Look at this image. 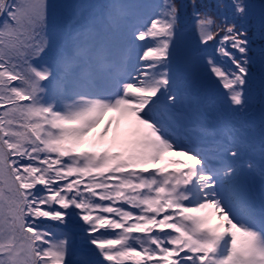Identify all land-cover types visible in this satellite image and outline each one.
I'll list each match as a JSON object with an SVG mask.
<instances>
[{
  "label": "snow or ice",
  "instance_id": "1",
  "mask_svg": "<svg viewBox=\"0 0 264 264\" xmlns=\"http://www.w3.org/2000/svg\"><path fill=\"white\" fill-rule=\"evenodd\" d=\"M184 7L110 4L52 56L47 0H0V264H264V127L259 164L227 125L184 142ZM192 8L199 44L215 43L201 70L244 108L253 59L237 21L254 17L264 40V2Z\"/></svg>",
  "mask_w": 264,
  "mask_h": 264
},
{
  "label": "trees",
  "instance_id": "2",
  "mask_svg": "<svg viewBox=\"0 0 264 264\" xmlns=\"http://www.w3.org/2000/svg\"><path fill=\"white\" fill-rule=\"evenodd\" d=\"M147 1L148 0H132V4H147ZM47 2L49 5V33L51 39H53L59 47L65 45V43L63 39L56 36V31L58 30L57 26H62L70 22L82 24L84 21H87L93 27L99 28L101 26L103 16L101 11V7H103L102 0H47ZM215 2L216 0H197V3L201 5L200 11L205 10V8H210L213 15H216ZM246 2L254 6V12H258V6L264 2V0H246ZM177 3L186 6L181 9V25L185 23L189 27H187V32H189L187 41L188 46H191L190 48L199 56L207 57V55L213 54L215 49V44H213V42H209L207 46L201 45L198 42L193 17L192 0H177ZM237 23L238 25L243 24L248 32L250 31L249 40L252 49L250 56L253 61L256 62L257 69L256 71H252V64L250 65L251 79L249 85L246 87L248 92L245 91L247 103L244 108L233 110L227 105L230 113L228 125L231 127L236 126L244 120V118L260 104L264 111V72L261 71L259 55L260 48L264 47V40H261L257 34L254 17L238 20ZM201 84L202 79L200 76H191L184 70L178 79L177 88L184 96H190L195 91L199 90ZM212 90L213 89L210 87H204V98L206 102L214 103L216 107L220 99L224 100V95L217 93L215 97ZM262 127H264V119L255 127V134L248 142L255 145V150L250 152L247 158L255 161L257 164L260 162V132ZM75 249L77 251L79 249L78 238L75 241Z\"/></svg>",
  "mask_w": 264,
  "mask_h": 264
},
{
  "label": "rangeland",
  "instance_id": "3",
  "mask_svg": "<svg viewBox=\"0 0 264 264\" xmlns=\"http://www.w3.org/2000/svg\"><path fill=\"white\" fill-rule=\"evenodd\" d=\"M155 0H148V3H153ZM113 3H129L132 4V0H103V7L101 8L102 13L105 12V8ZM190 22V21H188ZM184 23V22H183ZM53 25V24H52ZM91 26L89 23L83 22L80 25L74 23H67L65 25H59L56 31V36L64 40L67 44L68 41L75 35L78 31L85 27ZM92 27V26H91ZM187 24L181 25L180 42L181 50L184 53V58L181 63L180 74L185 70L191 76H200L201 79L207 77V75L201 70V56L199 57L195 52L188 46V35ZM250 32V31H249ZM53 40V39H52ZM54 42V40H53ZM215 44V43H214ZM59 48L54 42V49L52 56H55V50ZM206 58V57H204ZM256 62L252 63V71H256ZM214 78V77H213ZM215 82V78H214ZM216 86H220L215 82ZM247 91V88L245 89ZM181 91H179L180 93ZM248 92V91H247ZM182 102L178 104L176 108V115L179 119L180 124L185 130V143L189 146L202 147L208 144L211 140V136L203 134L202 130H209L213 133H219L220 130L228 125L230 113L227 108V104L223 99L218 101V105L215 107L214 103L206 102L204 98V93L195 91L190 96H182ZM256 110L249 113L244 120L238 123L234 127H230L235 134L241 136L247 142L250 141L251 137L255 134V126L264 119V111L262 107L255 108ZM214 162V161H213ZM212 163V162H211ZM259 189H260V177L257 175L253 181V196L256 199L257 207L259 206Z\"/></svg>",
  "mask_w": 264,
  "mask_h": 264
},
{
  "label": "water",
  "instance_id": "4",
  "mask_svg": "<svg viewBox=\"0 0 264 264\" xmlns=\"http://www.w3.org/2000/svg\"><path fill=\"white\" fill-rule=\"evenodd\" d=\"M204 82L205 83H213V79H212V77L211 78L207 77V78H205ZM218 90L224 91V89H218Z\"/></svg>",
  "mask_w": 264,
  "mask_h": 264
}]
</instances>
